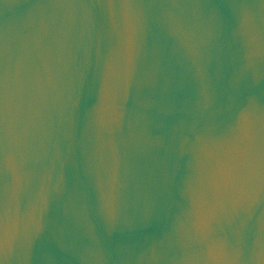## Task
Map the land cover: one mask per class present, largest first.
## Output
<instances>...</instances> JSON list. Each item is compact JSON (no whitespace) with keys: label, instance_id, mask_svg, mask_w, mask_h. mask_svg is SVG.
Instances as JSON below:
<instances>
[{"label":"water","instance_id":"1","mask_svg":"<svg viewBox=\"0 0 264 264\" xmlns=\"http://www.w3.org/2000/svg\"><path fill=\"white\" fill-rule=\"evenodd\" d=\"M0 264H264V0H0Z\"/></svg>","mask_w":264,"mask_h":264}]
</instances>
